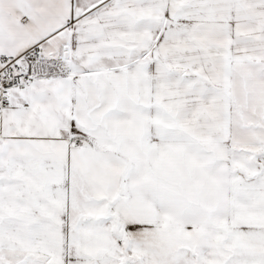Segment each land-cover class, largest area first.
Segmentation results:
<instances>
[{
  "label": "snow or ice",
  "instance_id": "obj_1",
  "mask_svg": "<svg viewBox=\"0 0 264 264\" xmlns=\"http://www.w3.org/2000/svg\"><path fill=\"white\" fill-rule=\"evenodd\" d=\"M0 264H264V0H0Z\"/></svg>",
  "mask_w": 264,
  "mask_h": 264
}]
</instances>
